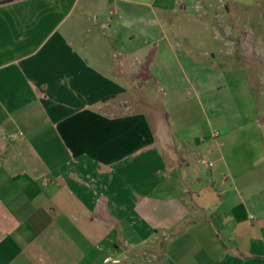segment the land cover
I'll list each match as a JSON object with an SVG mask.
<instances>
[{
  "label": "crops",
  "instance_id": "0c3cea01",
  "mask_svg": "<svg viewBox=\"0 0 264 264\" xmlns=\"http://www.w3.org/2000/svg\"><path fill=\"white\" fill-rule=\"evenodd\" d=\"M176 1L0 0V264H264V128L177 48ZM150 68L193 92L160 131Z\"/></svg>",
  "mask_w": 264,
  "mask_h": 264
},
{
  "label": "rangeland",
  "instance_id": "374dc122",
  "mask_svg": "<svg viewBox=\"0 0 264 264\" xmlns=\"http://www.w3.org/2000/svg\"><path fill=\"white\" fill-rule=\"evenodd\" d=\"M176 2L175 9L160 20L166 30H177V48L221 73L224 80L219 88L230 94V104L240 109L246 121L256 118L264 128V0ZM148 71L153 77L151 68ZM162 84L153 77L141 89L157 131L165 119L163 107L187 101L189 92L193 94L181 82L179 93L171 96Z\"/></svg>",
  "mask_w": 264,
  "mask_h": 264
},
{
  "label": "built area",
  "instance_id": "2783aa9c",
  "mask_svg": "<svg viewBox=\"0 0 264 264\" xmlns=\"http://www.w3.org/2000/svg\"><path fill=\"white\" fill-rule=\"evenodd\" d=\"M219 132H215V135H218ZM124 261L120 257H107L100 264H122Z\"/></svg>",
  "mask_w": 264,
  "mask_h": 264
}]
</instances>
